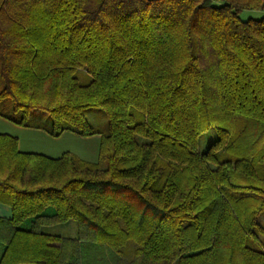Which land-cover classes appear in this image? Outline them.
Here are the masks:
<instances>
[{"label":"trees","instance_id":"trees-1","mask_svg":"<svg viewBox=\"0 0 264 264\" xmlns=\"http://www.w3.org/2000/svg\"><path fill=\"white\" fill-rule=\"evenodd\" d=\"M0 117L107 164L0 133V264H264V0H0Z\"/></svg>","mask_w":264,"mask_h":264},{"label":"rangeland","instance_id":"rangeland-1","mask_svg":"<svg viewBox=\"0 0 264 264\" xmlns=\"http://www.w3.org/2000/svg\"><path fill=\"white\" fill-rule=\"evenodd\" d=\"M250 12L243 13V16L248 17ZM76 76L81 84H89L92 82V74L78 70ZM42 114V115H40ZM40 116V117H39ZM85 116L94 128L102 133H107L109 130V117L105 110L98 107H89L85 110ZM33 121H43L48 119L47 114L39 111H34L31 115ZM0 130L8 132V134L19 138L20 150L37 152L51 156L60 157L64 153H71L78 158L90 162L100 163L101 168H107L104 161H100V144L101 136L95 135L91 137H80L72 132H65L59 137H54L46 131L26 128L18 126L10 121L0 117ZM215 129H210L205 132L200 141L199 151L206 152L210 145L215 142L218 137ZM51 211V210H49ZM259 223H264V214L260 217ZM77 223L70 221L69 224L46 227L44 231L48 234L60 235L63 237H76L78 234Z\"/></svg>","mask_w":264,"mask_h":264},{"label":"crops","instance_id":"crops-1","mask_svg":"<svg viewBox=\"0 0 264 264\" xmlns=\"http://www.w3.org/2000/svg\"><path fill=\"white\" fill-rule=\"evenodd\" d=\"M32 129H35V128H32ZM38 130H40V129H38ZM0 133H7L8 134V132H4L3 130H0ZM21 151H24V150L21 149ZM24 152H28V151H24ZM33 153H37V152H33ZM46 156H48V155H46ZM49 157H51V156H49ZM53 158H56V157H53ZM12 216H13L12 208L10 206H7V204H3V203L0 202V218H12ZM67 224H69V223H67Z\"/></svg>","mask_w":264,"mask_h":264}]
</instances>
